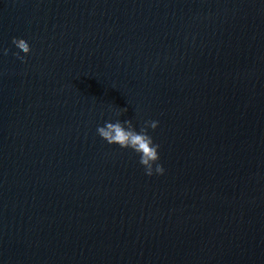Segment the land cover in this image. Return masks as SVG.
Listing matches in <instances>:
<instances>
[{"label":"clouds","instance_id":"9594fccd","mask_svg":"<svg viewBox=\"0 0 264 264\" xmlns=\"http://www.w3.org/2000/svg\"><path fill=\"white\" fill-rule=\"evenodd\" d=\"M12 43L21 52L28 54L30 45L23 38L13 37ZM6 55L8 50L4 49ZM19 57V53L16 54ZM23 60V57H19ZM126 112L127 109H122ZM158 126V121H145L139 131H137L130 120H116L115 122L106 121L103 126L97 127V134L106 141L109 145H118L122 149H131L139 155V163L144 167L145 173L148 176L153 175V170L157 174H163L164 168L158 163L159 145L154 143L152 136L149 134V128L155 130ZM155 166V167H154Z\"/></svg>","mask_w":264,"mask_h":264}]
</instances>
